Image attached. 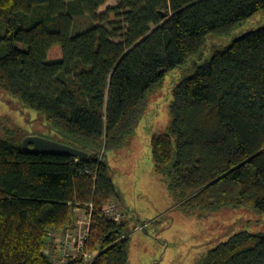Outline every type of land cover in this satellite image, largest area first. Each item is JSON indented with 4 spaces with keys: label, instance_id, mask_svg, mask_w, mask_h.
I'll return each instance as SVG.
<instances>
[{
    "label": "trees",
    "instance_id": "1",
    "mask_svg": "<svg viewBox=\"0 0 264 264\" xmlns=\"http://www.w3.org/2000/svg\"><path fill=\"white\" fill-rule=\"evenodd\" d=\"M0 0V90L38 113L84 158L0 138V264H53L50 232L93 205L90 264H126L125 222L107 154L126 147L167 73L264 8V0ZM86 27L75 30V20ZM54 53L58 55L54 56ZM171 121L150 141L154 169L182 205L264 213V26L215 51L173 87ZM66 264H83L81 260ZM201 264H264V234L238 232Z\"/></svg>",
    "mask_w": 264,
    "mask_h": 264
},
{
    "label": "rangeland",
    "instance_id": "2",
    "mask_svg": "<svg viewBox=\"0 0 264 264\" xmlns=\"http://www.w3.org/2000/svg\"><path fill=\"white\" fill-rule=\"evenodd\" d=\"M117 3L118 0H107L98 13ZM86 25L85 18L75 20L77 31ZM262 26L264 8L227 33L207 35L205 48L185 66L167 73L148 96L128 145L108 152L112 182L119 193L110 203L115 204L126 223L123 229L127 238L126 264H201L210 249L235 233L264 234V213L254 209L208 211L182 205L179 192L169 189L165 178L156 173L150 145L152 136L164 133L170 124L173 87L215 51L225 48L241 34ZM11 136L21 144L25 138L33 136L68 145L64 138L44 125L37 112L22 108L0 90V138Z\"/></svg>",
    "mask_w": 264,
    "mask_h": 264
},
{
    "label": "built area",
    "instance_id": "3",
    "mask_svg": "<svg viewBox=\"0 0 264 264\" xmlns=\"http://www.w3.org/2000/svg\"><path fill=\"white\" fill-rule=\"evenodd\" d=\"M75 212L77 216L72 229L62 234L50 232L48 235V243L43 252L53 264H66L75 260L90 264L96 255L95 252L85 249L92 225L93 205L88 203L81 208H76ZM102 212L113 222L122 221V213L115 204H107Z\"/></svg>",
    "mask_w": 264,
    "mask_h": 264
},
{
    "label": "water",
    "instance_id": "4",
    "mask_svg": "<svg viewBox=\"0 0 264 264\" xmlns=\"http://www.w3.org/2000/svg\"><path fill=\"white\" fill-rule=\"evenodd\" d=\"M22 148L23 150L32 153L64 155L79 158L87 156V153L77 148L33 136L27 137L23 140Z\"/></svg>",
    "mask_w": 264,
    "mask_h": 264
}]
</instances>
